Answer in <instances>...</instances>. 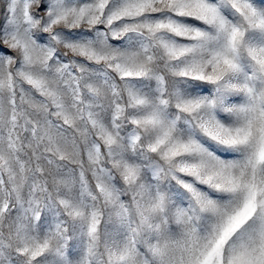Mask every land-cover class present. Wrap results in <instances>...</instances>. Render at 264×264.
Wrapping results in <instances>:
<instances>
[{"label":"snow or ice","instance_id":"snow-or-ice-1","mask_svg":"<svg viewBox=\"0 0 264 264\" xmlns=\"http://www.w3.org/2000/svg\"><path fill=\"white\" fill-rule=\"evenodd\" d=\"M0 13V264H264V0Z\"/></svg>","mask_w":264,"mask_h":264},{"label":"rangeland","instance_id":"rangeland-1","mask_svg":"<svg viewBox=\"0 0 264 264\" xmlns=\"http://www.w3.org/2000/svg\"><path fill=\"white\" fill-rule=\"evenodd\" d=\"M3 23L2 13H0V24Z\"/></svg>","mask_w":264,"mask_h":264}]
</instances>
